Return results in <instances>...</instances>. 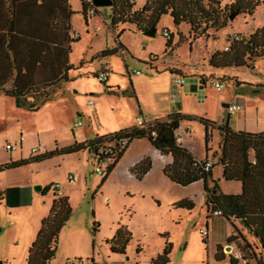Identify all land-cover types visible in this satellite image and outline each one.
Here are the masks:
<instances>
[{
	"label": "rangeland",
	"instance_id": "1",
	"mask_svg": "<svg viewBox=\"0 0 264 264\" xmlns=\"http://www.w3.org/2000/svg\"><path fill=\"white\" fill-rule=\"evenodd\" d=\"M134 1L137 6L142 3V0ZM208 1H215L212 2L213 7L227 19L226 28L217 32L209 29L194 33L187 25L176 27L170 16L160 19L154 37L138 34L128 26H119L117 32L122 31L119 40L125 50L123 58L113 56L102 60L96 58L99 52L116 47L115 31L110 29L108 19L110 10L96 9L95 15L87 14L84 19L80 4L75 0L73 9L78 14L72 19L71 30L78 34V42L72 45L70 61L78 72L89 76L61 82L60 88L51 92L50 99L40 104L37 110L17 108L13 98L0 97V166L51 152L56 141L63 144L72 137L76 141L93 140L92 126L98 130L99 124L93 110L88 108V100L93 103L99 100L101 103V123L122 116L127 123L138 118L142 120L134 109L126 108L124 101H128L127 96L121 95L122 92H130L129 77L133 80L136 73L150 75L149 63L156 61L159 69L173 65L197 72L204 65V60L208 61L207 54L221 49L224 51L229 45L228 40L235 36L239 39L247 37L264 27L263 5L257 7L251 17L238 14L230 21L229 16L236 12L232 8L236 0L203 2L208 5ZM165 31L169 33V38L163 36ZM169 39L171 46L164 53ZM150 54L159 56L149 58ZM105 64L112 69L111 77L122 79L123 86L125 84L118 100L109 96L104 84L94 77V73L101 74L100 69ZM216 73L236 77L242 89L236 88L237 81L233 79L222 80L223 90L217 92L214 89L217 80H209L208 88L213 90L211 117L217 116L221 104H232L238 95L241 98H257L260 103L258 108L264 112V88L258 89L259 93L255 94L252 93L255 89L249 86L264 85V57L256 60L251 68H227ZM89 93L95 95L89 96ZM223 94L226 96L224 102L220 98ZM121 97L124 100H120ZM79 123L80 127L77 126ZM193 136L196 152L199 153L202 149L200 135ZM219 142V134L213 133L204 159L212 164L215 180L221 176V168L217 164L219 152L213 154ZM7 144L16 146L17 150L8 153L5 149ZM144 148L143 144H138L136 151ZM34 149L37 152L34 153ZM120 160L109 176L103 177L93 173V161L86 150H83L82 156H65L66 165L61 163V158L55 157L6 170L1 176L3 185L12 186L2 189L6 198L2 211L0 208V261L4 258L9 264H25L27 247L23 242L33 238L34 232L39 229L38 218H45L49 213L51 192L42 196L41 192L34 190L35 186L41 185L32 184L37 181L61 183L71 174L77 181L76 185L67 187L71 216L59 234L57 253L50 264H153L161 255L165 242L171 245L169 264H215L214 243L224 240L233 228L224 218L212 217L206 210L209 206L205 194L204 200L201 199V188H177L169 195L160 182L157 170L149 178L139 181L127 174L128 160ZM81 163L82 172H77ZM231 185L223 181L218 183L220 192L225 195L234 187ZM211 187L212 183L208 181V188ZM15 192H22L23 201L20 204L14 200ZM181 197L190 200L193 204L191 210L171 207L173 199ZM118 225L126 226L132 234L124 255L112 254L106 243L114 237ZM205 230L209 232L207 237L201 234ZM236 244L237 250L232 249L231 252L226 250L230 246L226 244L221 248L222 254L237 260V264H264V250L258 240L250 243L239 240Z\"/></svg>",
	"mask_w": 264,
	"mask_h": 264
},
{
	"label": "trees",
	"instance_id": "2",
	"mask_svg": "<svg viewBox=\"0 0 264 264\" xmlns=\"http://www.w3.org/2000/svg\"><path fill=\"white\" fill-rule=\"evenodd\" d=\"M80 1L82 3V16L85 19L87 9L93 6L91 3ZM203 1L142 0V5L137 8L134 0H112L113 4L108 8L110 10L108 17L110 29L117 31L119 26H128L136 32L143 33L152 27L156 28L164 16H170L176 27L184 24L189 26L190 32L194 33L209 29L217 32L226 28L227 19L220 14L218 9L213 7L212 2L215 1H208V5L204 4ZM260 5L264 6V0H236L232 8L235 9L237 15L251 17ZM94 9L96 14V8ZM9 12L11 16L9 24L12 26L14 21L12 8ZM69 31L70 29H66V34ZM121 32L117 33L116 39L120 37ZM16 34L15 28H9L7 33L0 34V96L13 98L17 108L37 110L40 104L42 105L50 99L51 92L58 89L61 82L69 81L68 72L73 68H64L63 66L64 69H62L55 63L60 62V59L57 58L61 55H63L61 58L66 60L70 48L68 45L64 48L56 47V43L44 39L41 34L38 36L24 35L21 38ZM18 39L27 41V45L22 48L15 47L14 43ZM76 42L78 39L72 38L67 43ZM228 42L227 51H215L209 55L207 64L210 68H251L256 60L264 57V27L238 41L232 39ZM170 46L171 41L169 39L165 44L164 53ZM118 48L124 49V46L117 41L115 48L102 50L96 55V58L104 59L116 56L119 52ZM55 51L59 56L54 54ZM45 61L54 65V67L52 65L53 72L46 71ZM13 73L15 76L12 78V86L6 87ZM29 101H32L31 106ZM182 121L191 122L196 121V119L181 114H172L166 119L154 121L145 129L137 127L124 129L113 136L126 137L130 139V144L134 140L146 139L162 156H170L172 161L163 168V175L181 187L202 181L207 206H209L208 212L212 214L219 210L224 219L240 221L242 226L258 239L261 248L264 250V132L258 134L235 132L228 126L227 120L217 127L215 123L208 120H198L204 128L206 152H209L208 144L211 140L212 131L216 130L219 134L217 164L222 167V179L225 182L241 184L239 195H225L220 192L217 182L211 180V170L203 171L206 160L200 161L199 165L188 150L176 143L175 132ZM152 132H154V136ZM100 139L96 138L85 144L54 149L28 160L12 162L0 166V172L30 163L42 162L55 156L75 154L87 150L95 141ZM117 162L106 176L114 169ZM151 166L150 158H144L130 169V174L140 181L150 171ZM208 181L212 183L211 188H208ZM49 190L50 187L46 186L41 194L44 196ZM1 195L2 193H0V197ZM173 207L191 210L193 204L190 201H181L174 204ZM70 216L71 209L68 198L60 197L54 193L49 213L41 220L36 238L29 247L26 264H50L55 259L59 234ZM131 240L132 234L127 227L118 225L114 237L106 243L112 254L124 255ZM231 241L232 237L228 239V242ZM170 252L171 245L165 242L161 255L153 261V264H169ZM215 259L221 261L222 255L217 253ZM231 264H234L233 261Z\"/></svg>",
	"mask_w": 264,
	"mask_h": 264
},
{
	"label": "crops",
	"instance_id": "3",
	"mask_svg": "<svg viewBox=\"0 0 264 264\" xmlns=\"http://www.w3.org/2000/svg\"><path fill=\"white\" fill-rule=\"evenodd\" d=\"M74 1L75 0H0V34L7 33V30L9 28H15L16 33H17L16 35L20 36V38L23 37L24 35L29 36L31 34V35L38 36L39 34H41L44 39L49 40L53 43H56L55 44L56 47L64 48L66 47V45H68L70 48V52L67 54L66 60H63V58H61L63 57V55H61L59 58H57V59H60V62L55 63V65L58 67H62V69H64L65 67L73 68L71 71L68 72L69 81H72V80H75L81 77H88L89 74L78 72L77 68H75V66L71 64V61H70L72 45H74L75 43L68 44L67 42L69 39H72V38L76 40V38H74L73 35L74 33L77 34L76 32H73L71 30L72 19L75 15L78 14V11L73 9ZM82 1L84 3H89V0H82ZM78 2L80 4L79 6L81 8V14H82V3L80 0H78ZM140 6H137V8H139ZM11 8L14 13V21L12 22V26H10L9 24L10 19H11L9 11ZM66 29H70V31L67 32V34H66ZM117 33L118 32L115 31V38L117 37L116 36ZM137 33L142 35V33L140 32H137ZM119 38L116 39V42L118 41L121 45H123L120 42ZM26 42L27 41L18 39L15 41L14 46L17 48H22L27 45ZM52 47H55V46H52ZM118 51H119L118 55L116 56H121L123 58L125 50L118 48ZM54 54H56L57 56L58 55L57 51H55ZM209 55L210 54H207V59ZM154 56L158 57L159 55L150 54L149 58L154 57ZM109 58L110 57L104 58L102 60H108ZM157 62L158 61L149 63L150 75L143 76L142 74L136 73L137 76L134 77L133 80L130 79L129 77V88L128 89L130 92H122V93H121V90L125 86V84L124 86L122 84L123 80L116 78V77H111L112 69L108 67V64L103 65L100 69L101 70L100 73L107 74V81L103 83L105 92H107L109 96H112V98H116L117 100L119 99L120 93L124 97L127 96L128 101H124L126 104V108H129L130 110L134 109L136 113L139 116H141L142 121L147 125L153 123L156 120L166 119L169 115H172V114H181V115L190 116L192 118H195L196 121L180 122L179 128L175 132V134L178 135L181 139L178 145L188 150L192 154L194 159H196L197 161H202L206 158V147L204 144V128L198 122L199 119H205L210 122H213L215 123L216 127L221 125L223 122L227 120L228 126L235 132H246V133H252V134H258V133L264 132V112L258 108V105L260 103L257 98H247V97L241 98L239 95L235 96L233 103L228 105V107L231 105H240L241 110L234 112L233 114H229L228 109L223 107L224 105H227V104H221L222 108L217 113V116L215 118L210 116V113H212L211 92L213 90L208 88L209 80L213 79V80H217V82H220L222 80L225 81V80L233 79L234 81H237L236 77L231 78L229 76L221 75V74L219 75L216 73L217 71H222L225 69H212L208 66L206 60H204V65L197 72L191 69L187 71L183 67L179 68L173 65L168 66L164 69H159L157 68ZM44 63L46 64L45 66L47 67L46 71L51 73V71L53 70L52 68L53 64H50L51 62L48 63V61L47 62L45 61ZM98 75H99L98 73H94V77H97ZM14 76H15V73H13V76L11 77V80H9L6 87L12 86V83H13L12 78ZM187 77H193V78H198V79L204 78V80L206 81V89L204 91L203 100H198L196 96L189 94L184 88L183 84L178 85L176 83L177 79L184 80ZM236 84L235 86L237 89H242L241 83L238 85ZM60 86L58 88H60ZM249 86L255 89L252 92L255 94L259 93L258 89L264 88V85H261V84L255 86V88L252 85H249ZM90 90L94 91L92 89H89V91ZM87 95L93 96L95 94L89 93ZM0 97H6V96L1 95ZM220 98L222 102L226 100V96L224 94L220 95ZM111 100H114V99H111ZM120 100H124V98L121 97ZM90 101L91 100H88L87 105ZM134 101H135V105H134ZM88 108L93 110L95 118L99 124V128H97L98 130H96L92 126V129L94 130L93 137H95L93 140H95L96 138H104L110 135H114L115 133H118L124 129L137 127V121L140 120L138 118L136 120H133V122L127 123L125 121L126 118L122 116V117L110 119L104 123H101L99 120L101 117L102 107H101V103L99 104V100L97 101V103L92 102V107L88 105ZM55 110L56 109H54L53 107V112ZM213 133H218V132L215 130L214 132H212V135ZM194 134L200 135V142L202 143V149H200L199 153L196 152L197 149L194 146L195 145L194 136H193ZM87 142L89 141H85V140L76 141L75 138L72 137L68 141L64 142L63 144L58 143L56 141L54 142V146L56 147V149H62L65 147H69L70 145H73V143L85 144ZM138 144H143L145 147L144 150H141L140 152L136 151V146ZM208 149H210L209 146H208ZM86 152L88 153V156L91 159V154L89 150H86ZM218 152L219 151H218V145H217L215 151H213V154L217 155ZM78 154H81L82 156L83 151L75 153V154H71V155H78ZM65 156H69V155H62V156H55V157L61 158V163L63 165L64 164L66 165V163L64 162ZM144 158H150L152 162L150 171L143 177L144 180L149 178V176H151L154 170H157L160 174L159 175L160 182L163 188L169 192V195H171V192L173 190H176L177 188H182V189L188 188L189 189V188H194V187L199 186L201 188V199L204 200V191H203L202 181H198L187 187H181L179 185L172 183L168 178H166L163 175L162 173L163 168L166 165L170 164L172 159L170 156H162L156 149L152 147V145L146 139L134 140L130 144V146L127 148V150L124 152V154L122 155L120 159L128 160V163L126 166L127 174L130 177L135 178L134 176L130 174V169L136 166ZM78 161L80 162L82 160H78ZM219 167L221 168V176L219 180H215V178L213 177V170L211 169V180L217 182V184L221 181L225 182L222 179V167L221 166ZM81 169H83L82 163L79 165V167H77L76 171L79 172L81 171ZM5 171L0 172V193H2L0 197L1 211L4 206L3 204L5 203V198H6V194L3 192L2 189H7L12 186V185L8 186L7 184L3 185V180L1 179V176ZM70 175L71 174H68V176ZM67 177L65 181L61 183L57 182L60 185V189H59L60 197L68 198L67 187L69 185L73 186L77 184V181H75V179H74V183H68ZM57 183H52V182L44 183L42 181H37L33 183L32 186L39 184L41 185L42 190L46 186L50 187L49 192L46 193L44 196H46L47 194L51 192V196H52L51 202H50V207H51V203L54 198V193L53 191H51V185H54ZM225 183L228 185L232 184L231 186H234L232 187L231 190H229L228 194L226 195H239L241 193L240 183H236V182H225ZM25 187H28V186H25ZM25 189L28 190V188H25ZM21 198H22V192L14 193V200L17 201L16 202L17 204L18 203L20 204L23 201V199ZM181 201H190V200L188 198L183 199L182 197L173 199V204L171 207L174 208L173 205ZM215 218H219V217H215ZM42 219H44V216H40L38 218V221L41 223ZM206 220L208 221V219ZM224 220L228 224L232 225L233 231L228 232L224 240L220 242L216 241L214 243L215 251L213 252V261L215 264H231V261H233L234 264H237L238 262L237 260L230 259L228 255L224 256L221 252V248L227 244L230 246H227L226 249L231 248L233 249V251H236L237 241L241 240L242 242L250 243V242H255L258 239L253 237L249 233V231L242 226L240 221L233 220V219L229 221L226 219ZM40 223H39V228H40ZM38 230L34 232L35 234H33L32 236L33 238L35 237V235H37L36 232H38ZM207 233L209 234V232ZM230 237H232V241L228 242V239ZM33 238L29 237L28 240L26 239L23 242L24 245H26L27 247V255H28L29 247L34 241ZM217 253L219 255H222L221 261H217L215 259V255ZM26 259H27V256L24 261L25 264H26ZM1 262L3 264H9V261L5 260L4 258L2 259Z\"/></svg>",
	"mask_w": 264,
	"mask_h": 264
},
{
	"label": "built area",
	"instance_id": "4",
	"mask_svg": "<svg viewBox=\"0 0 264 264\" xmlns=\"http://www.w3.org/2000/svg\"><path fill=\"white\" fill-rule=\"evenodd\" d=\"M92 6V5H91ZM87 14L89 15H94L95 14V9L94 7H89L87 9ZM163 36L166 38H169V33L167 31L163 32ZM74 38H78V34L73 35ZM233 40L238 41L239 38L235 36ZM228 47L224 49V51H227ZM138 74V73H137ZM97 79L100 83H105L107 81V74L102 73L97 76ZM176 83L178 85L183 84V79H177ZM214 89L216 91H221L223 89V85L220 82H215L214 83ZM90 107H92V102L90 101L88 103ZM241 110L240 105H231L228 107V113L233 114L234 112H237ZM149 125V124H148ZM147 124H145L142 120L137 121V128L139 129H145L148 127ZM78 127L81 126V124H77ZM152 135L154 136V132H152ZM175 140L176 143L178 144L181 139L178 135L175 134ZM130 146V139L126 137H116V136H107L104 138H101L98 141H95L89 150L91 154V159L93 161V173L99 177L106 176L107 173L112 169L113 165L118 161L121 155L124 154V152L127 150V148ZM6 151L8 153H12L17 150L16 146H12L10 144H7L5 147ZM33 152H37L36 149L33 150ZM197 163L200 165V161H197ZM212 169V164L209 161H206L203 165V171L208 172ZM67 182L68 183H74V177L73 176H68L67 177ZM60 185L54 184L51 186V191L53 193H56V195L60 196L59 193ZM212 216L214 217H221L223 218V215L221 211L217 210L212 213ZM201 234L205 237L208 236L207 231H201Z\"/></svg>",
	"mask_w": 264,
	"mask_h": 264
},
{
	"label": "water",
	"instance_id": "5",
	"mask_svg": "<svg viewBox=\"0 0 264 264\" xmlns=\"http://www.w3.org/2000/svg\"><path fill=\"white\" fill-rule=\"evenodd\" d=\"M90 3L96 9L109 8L113 4L112 0H91ZM236 15H237V12L230 15L229 20L233 21V19ZM142 35L146 36V37H154L155 36V28L152 27L148 31L143 32ZM183 86L189 94L196 96L198 100H203L204 91L206 89V81L204 80V78L198 79V78H193V77H187L183 80ZM223 107L228 109V105H224ZM34 190L37 192H41L42 187L41 186H35ZM226 250L229 251V248H227ZM0 264H3V263L0 261Z\"/></svg>",
	"mask_w": 264,
	"mask_h": 264
},
{
	"label": "bare ground",
	"instance_id": "6",
	"mask_svg": "<svg viewBox=\"0 0 264 264\" xmlns=\"http://www.w3.org/2000/svg\"><path fill=\"white\" fill-rule=\"evenodd\" d=\"M231 251H232V249L230 248V249H229V252H231Z\"/></svg>",
	"mask_w": 264,
	"mask_h": 264
}]
</instances>
